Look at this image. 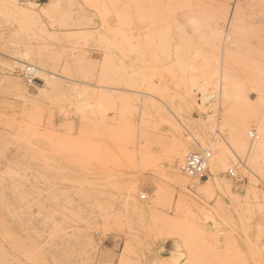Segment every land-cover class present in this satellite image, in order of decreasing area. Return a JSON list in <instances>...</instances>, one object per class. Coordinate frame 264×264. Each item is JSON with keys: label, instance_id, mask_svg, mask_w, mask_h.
I'll list each match as a JSON object with an SVG mask.
<instances>
[{"label": "rangeland", "instance_id": "obj_1", "mask_svg": "<svg viewBox=\"0 0 264 264\" xmlns=\"http://www.w3.org/2000/svg\"><path fill=\"white\" fill-rule=\"evenodd\" d=\"M261 114L264 0H0V264H264Z\"/></svg>", "mask_w": 264, "mask_h": 264}, {"label": "bare ground", "instance_id": "obj_2", "mask_svg": "<svg viewBox=\"0 0 264 264\" xmlns=\"http://www.w3.org/2000/svg\"><path fill=\"white\" fill-rule=\"evenodd\" d=\"M150 1V0H149ZM157 2V1H156ZM209 2V1H208ZM154 4V3H153ZM149 6V5H148ZM158 6V5H157ZM236 6V5H235ZM159 8V7H157ZM236 8V7H235ZM152 9V8H151ZM234 11V10H233ZM161 12V11H160ZM154 24V23H153ZM121 45V44H120ZM119 45V46H120ZM121 47V46H120ZM122 50V49H121ZM22 62H26V63H30V61L28 59H23ZM134 62V61H133ZM32 64V63H31ZM37 71V70H36ZM150 71V70H149ZM203 74V73H202ZM158 75V74H157ZM11 86L15 89V91L17 92L18 96L20 99H22L23 101H30L32 99L31 95H28L26 93V91L22 88V86L20 84H18L17 82H13L11 83ZM42 91L41 89L39 90ZM43 92V91H42ZM262 115V114H261ZM258 122L260 124L259 127V135L257 138V141L254 143V145L252 146V150H257L260 147H263L262 145H264V116H259L258 117ZM239 124V123H238ZM238 137V136H237ZM235 138V136H234ZM238 139V138H237ZM207 142V141H206ZM250 150V149H249ZM261 150V149H260ZM184 153L179 152L177 157H176V164L175 166H180V168L183 170L184 164H182L183 160H184ZM210 157V156H209ZM210 163L208 164V167H211V164L213 162V158H210ZM185 163V162H184ZM206 166H207V160H206ZM184 171V170H183ZM174 172V171H173ZM230 172V171H229ZM232 172V171H231ZM175 177H176V181L178 182V184L181 186V188L185 191L188 192H192L193 189H195V193L196 194H206L209 192H211L210 194L214 193L213 190H215L216 188H221L217 182V178L216 177H212L208 180H205L204 182H202V184H199V182H197L196 180H194L193 176H189L186 172V174H181V172L179 170H175ZM212 173V172H211ZM193 177V178H192ZM219 178V177H218ZM197 180H199L196 177ZM200 181V180H199ZM222 182V183H221ZM220 183L223 185L224 184V180L220 181ZM226 183V182H225ZM225 192L228 195H233V192L231 190V187L229 185H225ZM217 190V189H216ZM219 191L221 192V190L219 189ZM217 191V192H219ZM232 209V208H231ZM255 256V255H254ZM249 258V257H248ZM255 258V257H254ZM253 263V262H252Z\"/></svg>", "mask_w": 264, "mask_h": 264}, {"label": "built area", "instance_id": "obj_3", "mask_svg": "<svg viewBox=\"0 0 264 264\" xmlns=\"http://www.w3.org/2000/svg\"><path fill=\"white\" fill-rule=\"evenodd\" d=\"M37 68L32 65H23L21 69L18 70L19 77L28 85H35L39 83V79L36 76ZM253 136V133L250 134ZM210 154L206 150L201 153H191L189 154L184 163L183 170L189 176L197 177L201 180L204 177V171L206 168V160L209 158ZM232 176L233 172H229Z\"/></svg>", "mask_w": 264, "mask_h": 264}]
</instances>
